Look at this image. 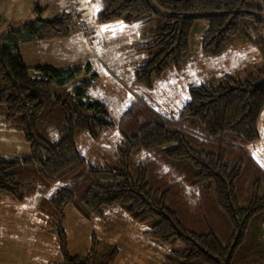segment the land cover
I'll use <instances>...</instances> for the list:
<instances>
[{
  "label": "trees",
  "instance_id": "1",
  "mask_svg": "<svg viewBox=\"0 0 264 264\" xmlns=\"http://www.w3.org/2000/svg\"><path fill=\"white\" fill-rule=\"evenodd\" d=\"M96 16L100 23L141 20L137 49L151 58L136 67L134 82L151 88L170 67H183L197 21L207 22L203 53L218 55L233 37L264 28V0H100ZM74 27L61 13L0 35V116L30 144L29 153L0 154V198L41 195L52 229L67 206L87 220L119 206L148 227L144 235L184 244L163 264H264V169L245 147L259 139L264 80L227 73L216 85L190 86L177 115L137 98L115 123L102 101L87 96L98 79L90 62L30 68L19 51L22 41L68 37ZM114 127L122 137L117 164L90 163L77 148L78 132L97 138ZM57 234L62 264H116L117 246L101 252L96 235L84 255L73 256L65 231Z\"/></svg>",
  "mask_w": 264,
  "mask_h": 264
},
{
  "label": "rangeland",
  "instance_id": "2",
  "mask_svg": "<svg viewBox=\"0 0 264 264\" xmlns=\"http://www.w3.org/2000/svg\"><path fill=\"white\" fill-rule=\"evenodd\" d=\"M100 0H0V35L20 28L25 22L42 18L51 20L67 13L75 20L71 35L41 41L18 43L25 63L31 68L46 63L59 68L91 63L98 79L87 90L91 100L102 101L109 118L118 123L124 112L137 99L146 100L158 111L179 114L189 99V87L201 83L218 84L223 75L231 73L255 82L264 80L257 71L264 67V28L250 29L247 35L235 36L224 52L205 55L202 41L207 22H196L190 37V52L180 71L167 69L146 88L134 82L135 69L151 58L148 50H138L141 20L122 27L116 21L100 23L97 11ZM85 23V27L83 26ZM30 72H33L30 70ZM85 74L69 86L80 82ZM259 139L247 144L246 150L264 169V108L258 119ZM122 137L116 127L104 129L97 138L87 131L77 134L78 150L95 165L117 164V149ZM30 144L23 134L4 124L0 116V154L29 153ZM134 157V156H133ZM140 160V156L134 158ZM58 184L46 192L52 195ZM41 195L24 202L0 198V264H62L58 228L68 239L71 255H84L90 249L93 235L101 240L99 250L113 244L119 249L116 264H163L171 252H181L179 240L159 242L144 235L148 227L135 222L119 206L107 208L103 218L87 220L72 206L64 209V219L55 229L46 224L39 210Z\"/></svg>",
  "mask_w": 264,
  "mask_h": 264
},
{
  "label": "crops",
  "instance_id": "3",
  "mask_svg": "<svg viewBox=\"0 0 264 264\" xmlns=\"http://www.w3.org/2000/svg\"><path fill=\"white\" fill-rule=\"evenodd\" d=\"M119 22H123V21H116V23H118V24L120 25ZM121 24H122V25H120V26H122V27H126V26H127L126 24H129V23H125V22H124V24H123V23H121ZM130 24H131V23H130ZM83 26L85 27V23H84ZM31 41H33V40H31ZM31 41H28V42H31ZM36 41H41V40H36ZM19 51H20V53H21V55H22V57H23V52H22L21 50H19ZM205 55H206V54H205ZM186 60H187V58H186ZM186 60H185V64H186V62H187ZM185 64H184V65H185ZM181 69H182V68H181ZM181 69H178V70L175 69V70L180 71Z\"/></svg>",
  "mask_w": 264,
  "mask_h": 264
}]
</instances>
